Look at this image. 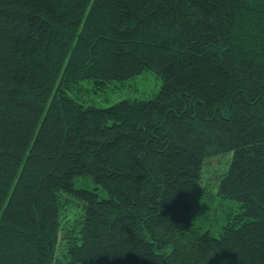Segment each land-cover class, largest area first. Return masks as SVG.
I'll list each match as a JSON object with an SVG mask.
<instances>
[{
  "label": "trees",
  "instance_id": "16d2710c",
  "mask_svg": "<svg viewBox=\"0 0 264 264\" xmlns=\"http://www.w3.org/2000/svg\"><path fill=\"white\" fill-rule=\"evenodd\" d=\"M0 264H264V0H0Z\"/></svg>",
  "mask_w": 264,
  "mask_h": 264
},
{
  "label": "rangeland",
  "instance_id": "374dc122",
  "mask_svg": "<svg viewBox=\"0 0 264 264\" xmlns=\"http://www.w3.org/2000/svg\"><path fill=\"white\" fill-rule=\"evenodd\" d=\"M162 86V81L150 71L144 72L137 78L118 86H110L103 92L95 91L90 85H87L88 90L83 91L79 95L80 102L86 106H94L97 108H107L115 103L131 99V100H151L153 99ZM228 158L217 157L206 163L204 167L205 174L203 177L201 191L207 189V194L204 198L206 209L209 213L205 217H200L196 221V226L203 227V230L216 231L219 226L220 215H223L226 210H232L233 202L222 200L216 194L215 186L220 178V173L224 169ZM75 190H86L97 192L100 201L109 199V193L105 188L98 186L91 176L78 177L74 180ZM81 205V204H80ZM81 207H75L66 216V219L73 217ZM64 213V212H63Z\"/></svg>",
  "mask_w": 264,
  "mask_h": 264
}]
</instances>
